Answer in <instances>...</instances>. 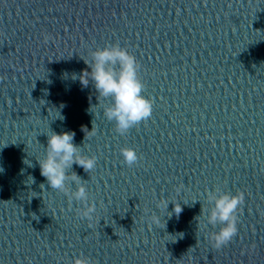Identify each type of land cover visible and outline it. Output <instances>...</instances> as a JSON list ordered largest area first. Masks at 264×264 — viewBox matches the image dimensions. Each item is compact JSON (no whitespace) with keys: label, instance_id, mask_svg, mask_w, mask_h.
I'll list each match as a JSON object with an SVG mask.
<instances>
[{"label":"clouds","instance_id":"obj_1","mask_svg":"<svg viewBox=\"0 0 264 264\" xmlns=\"http://www.w3.org/2000/svg\"><path fill=\"white\" fill-rule=\"evenodd\" d=\"M90 57V61L84 60L90 71L85 70L79 79L85 87L91 81L96 90L97 101L98 98L106 101L102 105L103 115L109 122H114L115 131L123 136L142 122H147L152 117L154 102L143 94L145 84L140 77L141 66L135 55L127 47L115 42L96 48L91 51ZM46 135L45 154L42 159L37 160L40 173L50 189L63 193L70 202L82 203L84 207L77 210L78 215L90 223L95 218L96 205L89 202V191L84 180L71 169L73 164H76L89 174L95 169L97 159L95 156L83 154L81 147L74 144V132L65 131L58 134L51 131ZM120 155L124 164L129 167L136 165L142 158L130 147L121 148ZM71 184H75V190L71 188ZM184 187L180 184L175 191L179 194ZM206 201L210 207L202 206L200 216L204 217L205 228L211 226L215 229L219 225L218 231L210 232L209 240L213 247L220 249L238 234V213L244 204L245 196L242 192L233 194L217 186L213 190H206ZM169 202L174 205L172 212L167 211ZM156 208L163 209L169 217L173 213L178 217L183 211L180 201L173 202L166 198H161ZM149 212V209L144 210L146 222L159 226L160 215ZM71 264H92V260L80 254L72 259Z\"/></svg>","mask_w":264,"mask_h":264}]
</instances>
